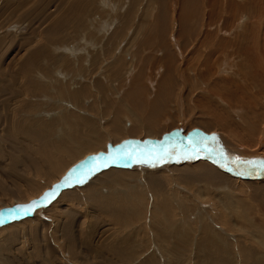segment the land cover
Returning <instances> with one entry per match:
<instances>
[{"label":"rangeland","instance_id":"374dc122","mask_svg":"<svg viewBox=\"0 0 264 264\" xmlns=\"http://www.w3.org/2000/svg\"><path fill=\"white\" fill-rule=\"evenodd\" d=\"M127 128L264 154V0H0V208ZM166 152L88 167L0 223V264H264V177L219 188L204 152Z\"/></svg>","mask_w":264,"mask_h":264},{"label":"water","instance_id":"95a60500","mask_svg":"<svg viewBox=\"0 0 264 264\" xmlns=\"http://www.w3.org/2000/svg\"><path fill=\"white\" fill-rule=\"evenodd\" d=\"M219 139H205L200 137H196V135H187V137H178V138H173V137H164L162 136L160 139L152 138V139H147L144 141H138V139H135L132 142L124 143L121 142L118 148L111 147L108 151L103 152L99 151L96 155V160H92V156L85 157L81 160L76 161L72 165H70L67 170L64 172V174L61 175V177L54 182L49 188H46L43 190L38 196L29 199L26 202H19V203H14L13 205L5 206L0 208V221L5 220L6 223L10 220L21 218L24 216H27L35 209H33L30 212H25L23 210L24 206H31L33 202L36 203V205L40 204L43 202L45 196L49 197L55 193H57L61 188H63L67 182L69 181V177L73 175L78 169L81 167H87L85 164L89 163H95V162H103V161H113V162H123L126 161L128 158H131L134 156V158L139 157L140 153H144L145 157L148 154H152L154 156H160L163 155L164 151L168 150L170 147L175 146L177 143L179 144H184L186 146H191V148H194L197 150L195 147L196 143L208 147V143H219ZM177 142V143H176ZM221 143V142H220ZM219 143V151H222L221 147H224L223 144ZM194 146V147H193ZM200 154L204 151L197 150ZM218 151V152H219ZM125 152H131L132 155H125ZM109 153H111V157H109ZM245 154H232L231 157H240L242 160H251V161H256V162H264V154H260L259 152H243ZM217 154L213 155L211 160H214L216 162H221L220 164L223 165L224 168H228L236 174L237 176L244 177V178H261V173L263 172L264 168L260 169H253L249 166L246 165H241L237 166L236 163L232 162L231 164H228L227 162H224L223 159H217ZM133 158V157H132ZM91 165V164H90ZM89 165V166H90ZM242 168H246V170H241ZM254 171L256 172V175L253 177L251 176V172ZM86 176V175H84ZM81 183V182H80ZM40 207V206H39ZM36 211V210H35Z\"/></svg>","mask_w":264,"mask_h":264},{"label":"bare ground","instance_id":"6f19581e","mask_svg":"<svg viewBox=\"0 0 264 264\" xmlns=\"http://www.w3.org/2000/svg\"><path fill=\"white\" fill-rule=\"evenodd\" d=\"M166 49V48H165ZM163 50V49H162ZM168 57H169V55H168ZM227 59H230V58H227ZM250 60H252L253 59V57L252 58H249ZM232 61V60H231ZM248 61V60H247ZM246 61V62H247ZM252 61H254V59L252 60ZM259 62H260V60H259ZM257 63V62H256ZM235 64V63H234ZM253 64V63H252ZM261 65V64H260ZM254 66V65H253ZM257 66V65H256ZM254 69H256V68H254ZM256 72V71H255ZM258 74V73H257ZM256 75V74H255ZM261 75V74H260ZM75 95V94H74ZM79 97V96H78ZM148 98V97H147ZM197 102H198V100H197ZM201 103V102H200ZM197 105H200V104H198L197 103ZM221 114H219L220 115V117H223L224 119V127H226V126H228V131H232V129L230 128V127H232V124L230 123V122H228V119H226L223 115H222V112H220ZM183 115L184 114H182V116H181V118L179 119V123H181L180 124V126L181 125H183V126H185L184 125V122H185V120L183 121ZM181 120V121H180ZM166 121V124H169V123H171L172 122V118H171V116L167 119V120H165ZM125 124L126 125H130V124H132V122L130 121V119H126V122H125ZM178 126H179V124H178ZM77 128V127H76ZM129 128V127H128ZM127 128V129H128ZM133 129V130H132ZM132 129H128V131H126L125 132V135H124V137H126V138H124L123 140V142L124 143H128L129 141H127L126 139H128L129 137L128 136H138V135H140L141 133H140V131H135L136 129L135 128H132ZM74 130V129H73ZM130 130V131H129ZM156 130V128H154V131H152V132H148L147 134H149V135H151V136H149L148 138H150V137H153L154 136V134L153 133H155V135L157 134V130ZM117 131V129L115 130V132ZM65 132V131H64ZM203 133V132H202ZM205 133V132H204ZM117 134L118 135H115V136H111L110 138H111V140L113 141V142H117L118 140H120L121 138H122V136L123 135H121V133H118L117 132ZM123 134V133H122ZM192 134V133H191ZM207 134V133H206ZM202 136V135H201ZM209 136V135H208ZM263 136V135H262ZM158 137V136H157ZM164 137H173V138H178L179 136H164ZM180 137H182V136H180ZM207 137V136H206ZM209 137H212V136H209ZM204 138V137H203ZM208 138V137H207ZM213 138V137H212ZM219 138V137H218ZM130 139H138V138H129L128 140H130ZM159 139H160V136H159ZM209 140H210V138H208ZM126 140V141H125ZM71 140H69V142H70ZM132 141H134V140H132ZM132 141H130V142H132ZM68 141H66V143L64 144V146H63V148H65V147H67V144H69L70 145V147L68 146L66 149H65V151L66 150H69V151H71L75 146H77V145H75V146H73L72 144H70ZM89 143L91 144V148L89 149L90 150V152L89 153H86V154H84L82 157H80V158H77V159H75L74 160V162L73 163H75L76 161H78V160H81V159H83V158H85V157H88V156H92L91 158H92V160H94V161H97L96 160V155H97V153L99 152V151H103V152H106V151H108L111 147H115V148H118L119 147V145H120V143L121 142H119V143H117V144H114V145H112V146H110V147H108V148H106V146L105 145H101L102 144V141L99 139V137L98 136H94V138H92V139H89ZM177 143V142H176ZM177 144H179V143H177ZM181 145V144H180ZM183 146H185L184 144H182ZM196 146V148H197V150L199 149L200 151H204V154L206 155V157H207V159L209 160H211V158L210 157H212L213 155H216L215 153H213V152H211L210 150L211 149H213V150H215V148H217V149H219V147H217V146H219V144H216V143H213V145H211V143H209V145L212 147L210 150H208L207 148H205L204 146H202V145H200V144H198V143H196L195 144ZM214 145H216V146H214ZM179 146V145H178ZM224 146V148L223 147H221V148H223V149H225V150H230V147H228V145L227 144H225V145H223ZM99 147H101V149L100 150H98V148ZM174 147V148H173ZM181 147V146H180ZM188 147H191V146H188ZM226 147V148H225ZM62 148V149H63ZM77 147H75L74 149L75 150H80V148L79 149H76ZM82 148V147H81ZM73 149V150H74ZM172 149V150H171ZM181 149H183V148H181ZM74 150V151H75ZM168 150H170L171 152L172 151H177V152H175V156H183V155H188V156H190V155H196L197 154V150H194V149H192L191 148V150H177V149H175V146H172L170 149H168ZM63 151V150H62ZM194 151H197V152H194ZM217 151V150H216ZM164 152H166V151H164ZM168 153H169V151H167ZM165 153V154H168V153ZM246 152V151H245ZM71 153V152H70ZM74 153V152H73ZM219 153V152H218ZM217 153V154H218ZM237 153H239V154H241L240 152H237ZM199 154V153H198ZM72 155V154H71ZM75 155L77 156V155H79V154H76V152H75ZM231 155H232V153H230V154H228L227 155V157H229V158H227V159H223V161L224 162H227L228 164H231L232 162H233V158H235V157H231ZM164 156V155H163ZM172 156V155H171ZM218 157H217V159H221L220 157H219V154L217 155ZM160 158H163L162 157V155H160L159 156ZM187 157V156H186ZM191 157V156H190ZM192 157H194V156H192ZM203 157V156H202ZM72 158H74V155H73V157ZM173 158V157H172ZM171 158V159H172ZM196 158V157H195ZM128 159H130V158H128ZM126 160L125 162L126 163H129V164H136L135 162H141L140 161V159L137 157L136 159L135 158H133L134 160ZM175 159V158H174ZM177 159V158H176ZM162 160V159H161ZM178 160V159H177ZM181 160V159H180ZM164 161V160H163ZM212 161V163H214L215 165H218V164H220L221 162H218V163H215V161L214 160H211ZM91 162V161H90ZM87 163V164H85V166H87V167H84V169H83V167H81L80 169H78L73 175H71L70 177H69V181H70V179L72 178V177H74V175L75 174H77L78 172H80V171H82V170H85L86 168H88V167H94V166H97V165H101V164H104V163H109V164H115V165H117V164H121V163H123V162H113V161H103V162H95V163ZM148 163L146 164V165H151V162H150V159H149V161H147ZM166 162V161H165ZM208 164L210 163V162H208V161H206ZM169 163V162H168ZM91 164V165H90ZM141 164H144V161H143V163L141 162ZM203 164V163H202ZM208 164H203L204 166H206L207 168H208V170L209 171H211V170H214V171H216L217 173H219L220 174V176L222 175L223 176V178L224 177H226V178H224L223 180H224V183H222L221 185H219V188H221L220 186H226L227 185V183H228V181L229 180H234V181H237V178L235 177V176H233L234 178H232V176L230 175V174H228L227 172H230V173H233V172H231V170H229L228 168H215V167H213V166H211V163L208 165ZM70 165H72V164H70ZM70 165H68L67 167L66 166H63L64 168H62V173H61V175L62 174H64V172L67 170V168L70 166ZM90 165V166H89ZM124 165V164H123ZM145 165V164H144ZM143 166V165H142ZM220 167H223V165L222 164H220ZM201 168V167H200ZM147 169V168H146ZM203 169V168H202ZM216 169H218V170H216ZM221 170H223V171H221ZM226 170V171H225ZM243 170V169H242ZM245 170H246V168H245ZM220 171V172H219ZM225 171V172H224ZM121 176H125V173H123V172H118ZM252 175L251 176H255L256 175V172H254L253 171V173H251ZM61 175H59V177L57 178V179H55V181L54 182H56L60 177H61ZM119 175V176H120ZM213 176H215V175H213ZM221 176V177H222ZM261 177H264V170H263V172L261 173ZM68 181V182H69ZM239 181V180H238ZM251 181V180H250ZM254 181V180H253ZM54 182H52L49 186H48V188L54 183ZM67 182V183H68ZM227 182V183H226ZM240 182V181H239ZM153 183H155V181L153 180ZM264 183V182H263ZM67 185V184H66ZM222 187V188H223ZM38 188V187H37ZM224 189V188H223ZM39 190H40V188H39ZM43 191V188L40 190V191H37V193L36 194H31L30 195V197L28 198V199H30L31 197H35V196H37V195H39L41 192ZM32 195H35V196H32ZM54 195V194H53ZM52 196V195H51ZM51 196H49V197H51ZM48 197V198H49ZM26 199V198H25ZM23 199H21V201H22ZM45 200H47V199H44L43 200V202L45 201ZM227 200V199H226ZM19 202H20V200H19ZM43 202H41L40 204H38V205H36V206H39V205H41ZM226 203H228L227 201H226ZM35 206V207H36ZM5 223L6 221L5 220H2V221H0V223Z\"/></svg>","mask_w":264,"mask_h":264},{"label":"snow or ice","instance_id":"6c2138e0","mask_svg":"<svg viewBox=\"0 0 264 264\" xmlns=\"http://www.w3.org/2000/svg\"><path fill=\"white\" fill-rule=\"evenodd\" d=\"M215 139H216V137H215V135H213V140H215ZM108 155H109V157H111V153H109ZM125 155H129L130 156V155H132V153L131 152H125ZM220 155L223 156L224 153L221 151ZM144 157H145V154L144 153H140L139 159H140L141 162L144 161ZM147 158L148 159H152V158L159 159V156L153 157L152 154H148ZM233 162L236 163L238 167L241 166V165H246V166H249V167H251L253 169L264 168V162H259L258 163L256 161H251V160H242L240 157L233 158ZM47 198L48 197L45 196L44 199H47ZM35 206H36V203L33 202V204L31 206H24L23 210L27 213V212L32 211L35 208Z\"/></svg>","mask_w":264,"mask_h":264}]
</instances>
